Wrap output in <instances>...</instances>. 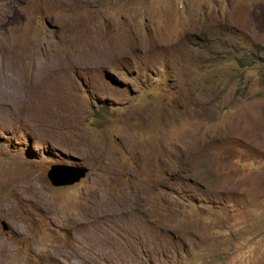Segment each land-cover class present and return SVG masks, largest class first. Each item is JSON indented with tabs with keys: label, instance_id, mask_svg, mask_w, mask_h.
<instances>
[{
	"label": "rangeland",
	"instance_id": "obj_1",
	"mask_svg": "<svg viewBox=\"0 0 264 264\" xmlns=\"http://www.w3.org/2000/svg\"><path fill=\"white\" fill-rule=\"evenodd\" d=\"M6 15L0 41L26 39L0 67L7 264H264V0H0ZM53 166L87 173L55 187Z\"/></svg>",
	"mask_w": 264,
	"mask_h": 264
},
{
	"label": "bare ground",
	"instance_id": "obj_2",
	"mask_svg": "<svg viewBox=\"0 0 264 264\" xmlns=\"http://www.w3.org/2000/svg\"><path fill=\"white\" fill-rule=\"evenodd\" d=\"M2 16V15H1ZM7 16V18L6 19H1L0 18V27L2 26V27H4L3 28V30H6L5 28H7V25L9 26V23H10V20L8 21V19H9V17L10 16H8V15H6ZM5 18V17H4ZM6 20H7V22H6ZM10 27V26H9ZM2 29V28H1ZM12 29V30H11ZM11 29H7V34H6V36L7 35H14V33H15V30H16V28H11ZM15 29V30H14ZM5 36V37H6ZM8 38V37H7ZM1 39V38H0ZM16 39V38H15ZM27 40H28V38H27ZM26 42V39L25 38H22V37H18V39L17 40H15V41H13V40H11V39H5V40H1L0 41V67H1V62L3 61V58H4V56H5V54H7L8 52H9V50L10 51H13V48H16L17 49V47L21 44V43H25ZM28 43V42H27ZM31 43V42H30ZM29 43V44H30ZM40 43H41V41H40ZM32 44V43H31ZM33 45V44H32ZM32 45H30V46H32ZM23 47V46H22ZM28 47V46H27ZM38 47V46H37ZM42 47V46H41ZM19 48V47H18ZM32 48V47H31ZM30 48V49H31ZM33 49V48H32ZM31 49V50H32ZM42 49V48H41ZM40 49V50H41ZM46 49V48H45ZM23 50V49H22ZM25 50V49H24ZM28 50V49H27ZM27 50H26V53H27ZM34 50V49H33ZM50 51V50H49ZM20 52V51H19ZM23 52V51H22ZM46 52V51H45ZM25 53V54H26ZM34 53H35V51H34ZM38 53V52H37ZM21 54V53H20ZM12 55V54H11ZM15 55H16V53H15ZM24 55V54H23ZM9 56V55H8ZM7 56V57H8ZM17 56V55H16ZM20 56V55H19ZM45 56V55H44ZM48 56H50V55H48ZM47 56V57H48ZM15 58V57H14ZM13 59V58H12ZM7 60V59H6ZM5 60V61H6ZM48 60V59H47ZM12 61V60H11ZM7 62V61H6ZM43 62V61H42ZM40 63H41V61H40ZM6 64V63H5ZM42 64V63H41ZM11 65V64H10ZM43 65V64H42ZM2 66H4V65H2ZM56 66V65H55ZM6 67V66H5ZM9 67V66H8ZM19 67V66H18ZM45 67H47V66H45ZM4 68V67H3ZM3 68H2V70H3ZM11 68V67H10ZM6 69V68H5ZM13 69V68H12ZM41 69H42V66H41ZM43 69H46V68H43ZM9 70V69H8ZM45 71V70H44ZM50 71H52V70H50ZM6 74V73H5ZM6 76V75H5ZM1 79H2V77H1ZM2 81V80H1ZM0 81V84L2 85V87L1 88H3V82H1ZM15 81V80H14ZM5 82H7L6 80H5ZM12 81L10 80V82L9 83H11ZM15 83V82H14ZM15 85V84H14ZM17 85V84H16ZM7 86V85H6ZM19 86V85H18ZM12 87H13V84H12ZM16 87V86H15ZM9 88H10V86H9ZM20 88V87H19ZM19 88H18V92H19ZM27 88V87H26ZM4 89V88H3ZM12 89V88H11ZM11 89H10V91H11ZM13 89H15V88H13ZM21 89H25V88H21ZM5 90V89H4ZM2 91V90H1ZM0 91V92H1ZM10 91H8V92H10ZM17 91H16V93H17ZM22 91H24V90H22ZM22 91H21V94H22ZM8 92H7V94H8ZM12 92H14L15 93V91H13L12 90ZM12 92H10V93H12ZM3 93V92H2ZM9 93V94H10ZM9 94H8V96H9ZM24 94V93H23ZM2 95V94H1ZM12 95V94H11ZM10 95V96H11ZM17 95V94H16ZM19 95V94H18ZM7 96V95H6ZM14 97H16V96H14ZM45 98V97H44ZM1 99H2V97H1ZM6 99H10V98H6ZM12 99V98H11ZM14 99V98H13ZM22 99V98H21ZM20 99V100H21ZM3 100V99H2ZM4 103L3 104H6L5 103V98H4ZM11 101H13V100H11ZM15 101H16V99H15ZM17 102V101H16ZM20 102V101H19ZM7 104H9L8 102H7ZM10 104H12V102H10ZM20 104V103H19ZM2 105V103H0V106ZM3 106V105H2ZM9 106V105H8ZM20 107H21V105H20ZM15 108V107H14ZM49 109H51L52 110V108H49ZM4 111H5V109H3ZM2 110V111H3ZM19 110V109H18ZM47 110V109H46ZM7 111V113H8V110H6ZM20 111V110H19ZM49 110H47V112H48ZM53 111V110H52ZM51 111V112H52ZM14 112V111H13ZM17 111H15V113H16ZM45 112V111H44ZM46 112V114H48ZM11 113V112H10ZM20 114V113H19ZM5 115V114H4ZM42 115H44V114H42ZM53 115V114H52ZM3 116V115H2ZM8 117V116H7ZM14 117V116H13ZM44 117V116H43ZM51 118V117H50ZM1 119V118H0ZM2 120V119H1ZM44 120V119H43ZM51 120H52V118H51ZM47 122H49V120L48 121H46V123ZM54 122V121H53ZM42 123H44V122H42ZM49 124V123H48ZM52 124V123H51ZM56 124V123H55ZM53 125V124H52ZM59 125V124H58ZM36 126V125H35ZM49 126V125H48ZM51 126V125H50ZM57 126V125H56ZM52 127V126H51ZM55 127V126H54ZM45 129V128H44ZM51 130V129H50ZM53 131H54V129H53ZM50 132V131H49ZM53 133V132H52ZM62 133V132H61ZM50 134V133H49ZM56 134V133H55ZM44 135V134H43ZM59 135V134H58ZM57 134H56V136H58ZM48 136L49 135H47V139H48ZM49 137H51L52 138V136H49ZM53 139V138H52ZM49 141V140H48ZM58 141V140H57ZM47 142V141H46ZM1 195H3V194H1ZM6 199H7V197H6ZM6 199H5V202H6ZM9 199V198H8ZM3 200V199H2ZM9 201V200H8ZM4 203V202H3ZM8 205V204H7ZM1 207H3L2 205H1ZM9 207V206H8ZM117 207H118V205H117ZM7 208V207H6ZM117 209V208H116ZM15 210V209H14ZM115 210V209H114ZM13 211V210H12ZM112 211L113 210H111V211H109V212H106V211H104V209L102 210V211H100V213L101 214H106V215H111L112 214ZM9 212V211H8ZM120 213V212H119ZM1 214H2V212H1ZM1 216V215H0ZM13 218H14V216H13ZM70 219H72V218H70ZM74 224V223H73ZM54 248V253H58V251H59V247L58 246H54L53 247ZM48 249H49V247H48ZM12 254H13V251L12 250H10V249H8V248H5V254L4 255H1L0 257L3 259V261L4 262H2V261H0V264H7V262H8V260L10 259V257L12 256ZM52 254V253H51Z\"/></svg>",
	"mask_w": 264,
	"mask_h": 264
},
{
	"label": "water",
	"instance_id": "obj_3",
	"mask_svg": "<svg viewBox=\"0 0 264 264\" xmlns=\"http://www.w3.org/2000/svg\"><path fill=\"white\" fill-rule=\"evenodd\" d=\"M86 173H87L86 168H79L77 170H73V169H64L53 166L51 170L48 172L47 177L50 183L55 187L69 186L79 182L80 179L85 177ZM60 175H65L67 179L65 180L59 179Z\"/></svg>",
	"mask_w": 264,
	"mask_h": 264
}]
</instances>
